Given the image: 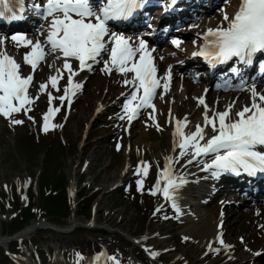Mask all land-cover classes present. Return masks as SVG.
Segmentation results:
<instances>
[{
  "label": "rangeland",
  "instance_id": "374dc122",
  "mask_svg": "<svg viewBox=\"0 0 264 264\" xmlns=\"http://www.w3.org/2000/svg\"><path fill=\"white\" fill-rule=\"evenodd\" d=\"M228 2L229 0L227 2L226 0H220L207 15L220 11L222 6L220 4ZM222 17L223 14H220L219 25L223 21ZM42 26H44L43 22H39L36 28ZM206 26H213V24ZM162 27V30L166 28L164 25ZM179 28L181 29L176 34H173L177 38L169 35L163 39L158 49L166 48L173 51L176 45L174 44V47H172L168 43L169 39L177 41L178 38H189L188 47L192 50L191 38L200 33L202 28H197L195 30L196 33L189 32L192 28H188V25L179 26ZM0 40H3V43L0 44V50H6L9 55L19 62L22 74L27 76L32 73L31 67L25 65L23 60L24 53L29 51V49L24 46L17 47L11 40L2 37V35H0ZM32 41L35 42L36 40ZM149 45L147 44V46ZM151 54L153 57V51ZM161 55L155 54L153 58H158L160 61ZM171 55L173 54L169 52L168 56ZM185 55H181V57L176 59L174 56L170 57V60L174 59V61H169L168 65L165 64L163 66L167 68L171 64L184 62L182 59ZM57 56V54L48 55L38 69L32 73L34 79L28 91L31 97H38V99H34V103L28 106L30 111L27 114L21 111L20 113H14L12 116V118L23 120L25 123L13 125L9 118L0 115V228L4 222L9 221V211L14 213L19 211L20 202L24 201L25 197L32 199V205L40 206L38 201L40 190L42 195H44L49 189H52L46 186L40 188L37 185L36 182L40 176L42 177L44 173L49 176L63 173L66 180L64 184H66L71 166L75 171H78L74 184L75 193L78 195V192L81 191L85 193V196L92 194L89 200L91 207L89 215L87 212L86 216L77 213L76 216L88 218L96 207V214L100 218H103L106 212L117 213L120 217L116 224H124L125 229L133 236L145 235L150 230L158 229L163 235L166 234V236H162L164 241L159 240L157 236L151 237V240L149 238L146 240L148 246H153L159 250L158 258L165 264H180L181 262L191 264L195 261V255L199 250L194 248L192 241L188 237L181 236L179 232L181 227L176 222V219L186 213H183L180 208L177 211L172 206V201H164L161 193L151 194L158 174L162 170L163 162L169 157L170 150L174 149L173 158L175 160L180 150L175 147V144L172 147V140L169 134V118L172 116L171 114L176 113L180 114L178 117L181 121H185V112L181 107L176 110L174 104H172L171 100L175 97L169 94V91H171V88L169 89L170 86L168 85L169 90L165 91L164 94L160 92L161 88L156 90V95L153 98L155 111L150 112L148 108L140 109L137 117L129 123L126 116L123 119L120 118L124 116L123 105L131 90L129 86L124 85L123 80L125 77L122 74L116 73L115 70L108 74L101 70L104 68L103 63L94 64L91 71L85 70L74 79V83L79 82L82 87L75 91L74 95H71V103L69 104L68 99L63 102L58 99V97L64 95V77L67 72L63 71L62 78L58 79L57 87L59 90L52 88L49 82V77L57 75V69H60V62ZM189 61L191 65L195 63L193 60ZM179 67V74L192 72L197 77V80H206L204 76L206 70L199 71L194 69L193 66L187 68V65ZM193 74L189 75L190 78L193 77ZM42 83L47 85L44 92L40 91ZM234 83L235 81L231 80V84H229L231 88L229 90H221L214 97L212 95L213 98L208 101V106L211 108L209 116L214 111H224L225 107L228 106L227 103L221 102V107H217L218 98L227 95L229 91H231L230 93L236 91L234 97L237 95L240 89L236 90L235 87H232ZM252 84L246 82L244 86L246 89L242 90L247 103L252 102L251 93L248 91ZM255 85L258 84L256 83ZM202 86L204 85L200 86V90ZM205 88L208 91L216 90V88L206 86L201 90V95L202 93L204 94L205 91L203 90ZM198 91L199 89L196 90V93ZM49 92L53 96L51 105L49 104ZM178 92L181 93L182 90ZM258 93H264V90ZM198 94L193 96V101H195L197 96H200ZM183 97L184 94H182L181 98ZM233 99L232 97L230 100L235 103L238 102V100ZM100 100L102 104L99 106V111L90 115L94 106ZM219 101H222V99L220 98ZM168 104H172L173 107L168 106ZM246 105L249 106L245 104L243 107ZM50 106L53 109H59L58 112L53 113L49 120V130L54 128L56 133H53L47 139L41 140L39 137L41 135H37L35 130L43 131V116L49 111ZM240 109L242 107L238 108V110ZM232 111L234 112V109ZM55 113L56 122L54 121L50 128V123ZM29 116L33 117V119H28ZM195 117L198 118V115ZM4 119H7L8 122H4ZM187 123L188 118H186ZM211 134L210 132L208 136ZM25 136H30L32 139V149H28V137L24 138ZM58 139L62 144L60 148L54 147ZM47 142H49V145ZM116 147L120 151L115 152L114 149ZM128 162L129 165L127 164ZM179 162H174L175 169L179 166ZM121 164L123 175L120 171ZM145 165L148 166L147 175H144L143 172L138 173V167L143 168ZM121 177L122 179L116 184L112 183L113 180L116 181ZM146 179L149 180V193L141 194V190L137 188V181L143 180L145 182ZM26 181L29 183L25 184ZM110 183L112 184L109 185ZM217 188L215 187L214 189ZM220 190L226 192L232 190V188L227 189L225 187V189H218L217 191L219 192ZM49 194L51 193L49 192ZM77 195L75 200L81 198V196ZM70 196L71 194L68 193L69 201L72 199V196ZM18 198L20 200H17ZM202 199L203 201L200 200L199 205L192 210H188L189 214L209 212L217 216L220 197H216L213 193L206 195L203 192ZM245 200L248 199H245L242 194H238L235 199H224L222 201L221 205L231 206L229 208L230 214L233 213L229 221L224 220L222 226L226 225L228 228V224L229 227L231 223L235 225L231 226V230L227 231L226 235L234 243L231 253L238 256L241 250L248 253L253 252L256 259L252 260V264L253 262L254 264H264V239L259 241L263 232L261 229L264 227V225L262 226L264 223V198ZM9 203L15 205L12 209H5L9 206ZM250 204H259V208L250 207ZM35 215L30 220V224L36 218H40L43 224L45 221H50L48 219H52L46 217V215L37 213ZM51 223L56 224L54 222ZM70 223L71 215H68L64 223L58 225H69ZM39 228L41 227L36 226L30 234L21 236L23 240L16 244L19 250H9L10 255L8 254L9 252L4 250L11 257V261L13 257L19 264H77V251L69 247L70 245H75V247L78 245L81 250L85 249L87 251H89L91 246L95 245L97 247L91 252L87 253L85 251V254L78 252L79 257L82 258L79 260L80 264H87L89 259L93 261V258L101 253L105 254V257H101L99 264H113L112 261L106 260V257L111 256H114L119 261V264H139L138 261L143 260L145 262L144 258L147 255V249L129 242L122 233L107 231L101 226L87 228L79 224L69 232H58L48 227H42L44 230ZM257 229L259 231L254 233L253 231ZM257 233L259 237H257ZM249 240L253 241L250 243L252 247L245 245L250 242ZM8 241L2 242L1 247L3 249L4 247L6 248ZM34 241L38 243L36 247H33ZM20 250L21 253L19 252ZM174 251H177V256L173 255L172 252ZM256 253H261V255H256ZM212 258H214L212 254H209L208 258L203 257V261L207 262ZM13 264L15 263L13 262Z\"/></svg>",
  "mask_w": 264,
  "mask_h": 264
},
{
  "label": "snow or ice",
  "instance_id": "6c2138e0",
  "mask_svg": "<svg viewBox=\"0 0 264 264\" xmlns=\"http://www.w3.org/2000/svg\"><path fill=\"white\" fill-rule=\"evenodd\" d=\"M146 2L147 0H46L43 5L33 3L31 9L49 22L43 43L39 39L33 42L23 34L12 35L11 40L17 47L24 46L29 49L24 53L23 60L25 65L31 67L32 73L48 55L59 53L57 59H63V70L69 73L64 95L58 97L62 102L68 99L70 104L71 95L82 87L81 83L73 82V77L78 72L72 69L71 59L78 61L80 71H91L94 64L103 63L102 71L111 74L115 70L122 74L125 77L124 85L129 86L131 90L123 105L124 116L120 118L126 116L131 123L140 109L152 108L155 111L153 97L158 88L168 90L171 66L164 77L158 78L147 42L139 39L133 43L129 38L112 31L108 25L111 21L129 19ZM3 3L5 0H0V4ZM17 3L21 5V15L13 14L12 19L23 18L24 0H17ZM223 22H227V27L223 26ZM40 34L44 35L43 32ZM203 38L205 43L193 56H203L212 66L226 63L233 58L244 65H251L254 55L264 52V0H240L235 13L229 16L225 11L221 25L208 29ZM2 43L3 40H0V44ZM172 43L179 47V41L173 40ZM105 56L108 59H104ZM233 71L239 73V69ZM32 73L24 76L21 65L15 58L6 50H0V115L9 118L13 125L24 123L23 120L12 118L13 114L21 111L27 114L30 111L28 106L34 103V99H38L31 97L28 91L34 79ZM62 76L63 71L57 69V75L49 77L52 88L59 90L58 79ZM161 80L164 81L163 84ZM46 87L47 85L42 83L40 91L44 92ZM141 90L142 95H138ZM248 91L252 98L250 106L246 105L243 109L233 112L234 104H229L224 111H214L211 116L204 98H197L198 104L203 105L205 109L204 124L196 125L194 132L183 131L186 118L185 121H177L174 136L179 139L175 147L180 149L181 157L191 156L187 163L201 157H209V162L198 160V163H203L204 170L210 171L213 177L225 172L236 175L241 171L249 175L264 173V151L256 150L257 146L264 147V93H258L255 84H252ZM48 96L51 105V92ZM58 111V108L49 107V111L43 116V131L49 130V120L53 113ZM28 119L33 117L29 116ZM205 128L211 129L210 136L205 132ZM174 162H178V158L175 161L173 157L166 158V164L159 172L151 194L162 193L179 211L178 192L187 181L174 172ZM137 172L147 175L148 166L138 167ZM142 183V180L137 181L138 190H142ZM220 243L223 245L224 241L220 239ZM151 255L157 254L153 252ZM77 257L79 264L82 258L79 254ZM101 257H105V254L94 257L92 264H97ZM106 260L119 264L114 256L106 257Z\"/></svg>",
  "mask_w": 264,
  "mask_h": 264
},
{
  "label": "bare ground",
  "instance_id": "6f19581e",
  "mask_svg": "<svg viewBox=\"0 0 264 264\" xmlns=\"http://www.w3.org/2000/svg\"><path fill=\"white\" fill-rule=\"evenodd\" d=\"M201 1H203V2H201ZM209 2H210V0H185L184 3L181 2L177 5H175L174 7H172V10H173L175 15H179V14H183V13L187 14L188 21L185 22L182 25V27L184 25H188V28H190V27L192 28V30H190L189 32L194 33L195 30L199 27L203 29V27L208 25V24H213V25L218 24L220 14L222 15L225 11L228 13V11L230 10V5L234 2V0H232V1L229 0L228 3H223V4L221 3L220 5H222V6L220 8V11L213 12L212 14L207 15L208 12H210V10H211V9H207V5ZM149 8H150V6H149ZM156 12H157V10H153L151 12L152 13V20L154 18L157 20V17H155ZM151 24L152 23L150 22V24H148V25L150 26ZM148 25L145 24V26H147V27H148ZM147 27H145V30L143 31L144 33L148 32ZM179 29H181V28H179ZM179 29H174V30L178 31ZM183 29H185V28H183ZM40 33H41V31L35 30L33 33H30L29 36H31L32 38H35V40L39 39L40 41H42L44 38L42 37V35ZM134 38H137V36L134 35ZM177 41L180 42L179 47H177L173 51H170L169 49H166V48L158 49L159 47L155 46L153 49L151 48L152 49L151 53L153 51V53H154L153 57L155 56V54H159V55L162 54L160 61L158 58L154 59V63H155V66L157 68V71L160 68L159 71L157 72L158 74H156L157 77L158 76L164 77L165 73L169 71V67L165 68L164 66H165V64L168 65L167 63H169V61H172V62L174 61V59L170 60V57L174 56L176 59V58L181 57V55L186 54L185 57L182 59V61H184V62H180L179 64L178 63L177 64H171V69H170L171 80L169 82V86H170L169 89L171 88V91H169L170 93L169 92L168 93L171 96L175 97L171 100L172 104H174L175 109L177 110L180 107L182 109H184L185 114L184 113L183 114L185 115V118H188V123L186 124V127L183 129V131L185 130L184 131L185 133H189V132H194L196 130V125L199 124V125L203 126V124H204V111H205V109H204L203 105L198 104L197 98L203 97L205 100V103L208 106V101L209 100L211 101V99L214 96H217L218 92L221 91V87H217L215 91L214 90L208 91V89H206L204 94L202 93V95H201V90H202L203 86L201 87V90H200V86L201 85H204V86L207 85L208 82H211L213 80V78H210L208 76V77H206V80L204 79L203 81H200V80H197V77H195L192 72L179 74L178 68H180L179 66H183V65L184 66L187 65V68L190 66H193L194 69H197L200 71H204V69L198 65L197 61H195L194 64L192 63L193 65H191V63L189 61L190 59H195V58H193L192 54L190 53L191 49H189V47H188V44L190 42L189 38H187V39L178 38ZM191 45L193 48V43H191ZM150 46L151 45H149L148 47H150ZM169 52H171L173 55L168 56ZM162 62H163V64H161ZM161 65H162V67H161ZM239 72L241 73V70ZM190 74H193V77H191L192 79L189 76ZM214 74L218 77H222V78L217 79V82L220 84H229V83H231L230 81L233 78H235V75L232 74L231 72H229L228 70H220L219 72H215ZM192 82L195 84H193ZM163 83H164V81L162 80L161 84H163ZM257 84L258 85H255L257 92L263 91L264 90V83L259 82ZM210 86L211 85H209V87ZM175 88L178 89V91L182 90V92L180 93V92L176 91ZM198 89H199V91L197 93H199L200 96H197V98H195V101H193V96L197 94L196 90H198ZM160 92L162 94L165 93V90L163 87H161ZM230 92L231 91H229V93L227 95L220 97L222 99V101H219L220 98H218L217 107H221L220 106L221 102L227 103L228 105L234 104L233 109H234V112H236V111H239L238 108L242 107V109H243V106L245 104L250 103V102L247 103L245 101L244 96H243L244 92L242 91V89L237 92V95H235V97H234V94L236 91L233 93H230ZM182 94H184L183 98H181ZM212 95H213V97H212ZM232 97L234 98L233 100H238V102L235 103V102L231 101L230 99H232ZM100 104H102L101 100L96 103V105L94 106L90 115L94 114L95 108L98 107ZM172 104H168V106L173 107ZM158 107H159V104H158ZM208 109H209V114H210L211 113L210 106H208ZM173 111L175 112V110H173ZM196 115H198V118L195 117ZM174 116H175V118L173 116L171 117L172 119H171V123H170L169 134L174 141H178L179 138L177 136H174V133H175L176 126H177V121L180 119L178 117V116H180V114L174 113ZM188 125H190V126H188ZM205 132L207 133V135H209L211 132V129L205 128ZM201 143H203V141H201ZM263 148L264 147H262V146H257L256 150L263 149ZM174 152H175L174 149L170 150L169 156L173 157ZM177 154H178L177 155L178 162L180 160L181 161L179 162V166L176 169L174 168V163H173V170L176 174L183 176L187 182L185 184H183V186L179 189L178 198H177L178 207L180 208L181 211H183V213H186V214L180 216L179 219H176V222H178L180 227H181V229L179 231L181 236L182 237H188L189 240L192 241L194 248L199 250L198 253L195 255V261H193L191 264H252V260L256 259V257H254L253 252L248 253L244 250H241L238 253V256H236L234 253H231V250L234 246V243L231 240H229L226 235H227V231L231 230V228H232L231 226L234 223H231L230 227H229V224L227 223L228 228L226 227V225L223 227L222 223L224 222V220L229 221V218L232 217L233 213L230 214L229 208L231 206L225 205V204L221 205V203H223L222 201L224 199H229V200L235 199L238 195V193L235 190L241 192L242 194H245L246 192H250V191L254 192L256 190L257 191L255 193H257L258 191H261L262 188H264L263 182L257 181V182H260V184H258L257 182H249L246 180V177L242 172L237 176L234 173L225 172V173L220 174L218 177H213L211 175L210 171L204 170L203 163H198L199 159L203 160L205 162H209V157H201V158H198V160H192L191 163H187V161L191 159L190 155L189 156L185 155V156L181 157L180 156V150H179V153H177ZM173 159L175 160V158H173ZM127 164L129 165V162ZM165 164H166V161L163 162L162 169L164 168ZM120 171L122 172L121 174L123 175L122 164L120 167ZM77 172L78 171H75L74 168L70 166L69 173H68L69 176H67V178L70 180V184H71V188H72V209L70 212L71 223L69 225L77 226L79 224L80 225L82 224L81 226L87 227V228H90L92 226L93 227L101 226V227L105 228L107 231H111V232L118 231V232L122 233L125 237H127L129 242H132L133 244H136V245H140L143 248L147 249L146 250L147 255L144 258L145 262H143V260H141L140 262L138 261L139 264H165V262L161 261L158 258L159 250L157 248H154L153 246H148V244L146 243V240H148V238H149V240H151V237H153V236H157V238L159 240L164 241V237H162V236H166V234L163 235L158 229L150 230L145 235L133 236L125 229L124 224H118V225L116 224V222L119 220V217H120L117 213L106 212L104 214V217L100 218L96 214V211H95V210H97L96 207H95V209H93L92 214H90L91 216L88 218H83L82 216H76L75 207H76V203H77L78 199L76 200V203H75L76 193L74 190V186H75L74 184H75V178H76ZM121 179H122V177L120 179H117L116 181L113 180L112 183L116 184ZM112 183H110L109 185H111ZM162 186H163V182H162ZM230 186H232L234 190H229L226 192H222L223 190H220L219 192L217 191L218 189H225V187L228 188ZM215 187H218V188L214 189ZM256 187H258V188L255 189ZM203 192H205L206 195H211L213 193V195H215L216 197H220L219 206H218L219 213L217 216H215L209 212H203L201 214H194V213L189 214L188 210H192L194 207L199 205L201 201H203V199H202V193ZM216 192H218V193H216ZM161 196L164 199V201H166V199L164 198L162 193H161ZM254 200H258V198L256 197ZM245 201H248V200H245ZM258 205L250 204V207L253 206V207H255V209H258L259 208ZM39 224H43V221L40 218H36L35 220H33V222L31 224L29 223V225L26 226L25 228H23V229L19 228L20 230L17 229L18 231L16 230L17 232H16L15 236L19 240H23V238L21 236L30 234L33 231V229ZM63 225H65V224H63ZM263 225H264V223L262 224V226ZM59 226H62V225H59ZM114 226H116V227H114ZM233 226H235V225H233ZM261 230H263V232H262V235L260 236L259 241L264 239V227ZM256 231L258 232L259 229L254 230L253 232L256 233ZM257 237H259L258 233H257ZM24 239H26V238H24ZM220 239H222L224 241L223 245L220 243ZM5 240L2 238L0 240V242H6ZM252 242L253 241H250L248 244H245V245H247V246L249 245L250 247H252V245H250V243H252ZM259 245H258V247H259ZM67 249H69V248H67ZM213 249H219V251H214ZM61 251H63V250H61ZM153 252L156 253L157 255H155V256L151 255V253H153ZM172 253L174 256L178 255L177 251H174ZM77 254H79V253L77 252ZM209 254H212V256L214 258H212L210 261H207V262L203 261V257L208 258ZM21 259L24 260L23 258H21ZM86 261H87V259H86ZM90 261H91V259H89V262L87 264H89ZM71 263H72V261H71ZM99 263L100 262L98 261L97 264H99ZM17 264H19L18 261H17ZM79 264H80V261H79ZM180 264H186V262L185 263L181 262ZM253 264H254V262H253Z\"/></svg>",
  "mask_w": 264,
  "mask_h": 264
},
{
  "label": "trees",
  "instance_id": "16d2710c",
  "mask_svg": "<svg viewBox=\"0 0 264 264\" xmlns=\"http://www.w3.org/2000/svg\"><path fill=\"white\" fill-rule=\"evenodd\" d=\"M54 121L56 122V120H54ZM5 122H8V120H5ZM55 125H56V123H55ZM51 127H52V124H51ZM54 131H55L54 128L52 130H48L47 132L35 130L37 135H41V136H39L41 138V140L47 139L48 137H50V135H52L53 133H56ZM27 137H28V140H27L28 149H32L33 141L30 138V136H25L24 138H27ZM47 144L49 145V142H47ZM56 144L54 147L60 148L62 146L59 139L57 140ZM114 151L117 152L120 150H119V148L116 147L114 149ZM49 154H51V153H49ZM40 178H38L37 182H36L40 188L45 187V186L52 188V189H49V191L47 193H44V195H42V191L40 190V196L38 199L40 206L32 205V199L30 200L29 197L28 198L25 197V200L20 202L21 206L19 207V211H17L16 213H14L13 211H9V214H8V216H9L8 220L9 221H6L3 223V226H1V228H0V230H1L0 234H11L12 232L21 228L25 224L29 223L30 220L32 219V217L36 213L39 215H46V217H48V218H52V219H48V220H50L51 222H54L56 224L64 223V220L68 216L69 210H70V201L68 198L67 183L64 184L66 181L64 174L61 173V174H56L54 176H49L47 173H44L42 175V177L40 176ZM148 186H149V180L146 179V181L142 183L141 194L142 193H149L148 192ZM49 192L51 194H49ZM76 195H77V193H76ZM78 195L81 196V198L76 203L75 212L77 214H84V215L87 214V212H88V215H89V213H90L89 200H90L92 194L85 196V193L80 191V192H78ZM17 200H20V199L18 198ZM15 201H16V198H15ZM12 203L11 204L9 203V206L5 209H12L13 206L15 205V204L12 205ZM148 214H150V213H148ZM39 229L44 230L42 228H39ZM17 243H18V241H16V240H9L7 243V246H6L7 251L9 252V250H11V249L12 250H15V249L19 250V248H17V245H16ZM33 243H34L33 247H36L38 245V243L35 241ZM69 247L73 248L74 251H77L81 254H83V253H85V251H87L85 249L81 250L78 247V245H76V247H75V245H70ZM96 248L97 247L95 245L91 246L89 251L91 252L93 249H96ZM89 251H87V253ZM19 252H21V250ZM0 264H13V262L11 261V258L8 256V254L4 251L3 247H1V246H0Z\"/></svg>",
  "mask_w": 264,
  "mask_h": 264
},
{
  "label": "water",
  "instance_id": "95a60500",
  "mask_svg": "<svg viewBox=\"0 0 264 264\" xmlns=\"http://www.w3.org/2000/svg\"><path fill=\"white\" fill-rule=\"evenodd\" d=\"M77 200V199H76ZM75 200V201H76ZM71 209H72V199H71V205H70V210H69V215H70V212H71ZM29 225V223H27V224H25L24 226H22L20 229H23V228H25L26 226H28ZM82 225V224H81ZM74 226L75 225H62V226H59L58 224H53V223H51L50 221H45V223L44 224H39V225H37V227H48V228H50V229H53V230H55V231H58V232H69V231H71L73 228H74ZM19 229V230H20ZM18 231V230H17ZM17 231H14V232H12L11 234H3V235H0V240L3 238L4 240L6 239V240H8V239H10V238H15L16 236H15V234H16V232ZM0 244H2V242H0Z\"/></svg>",
  "mask_w": 264,
  "mask_h": 264
}]
</instances>
